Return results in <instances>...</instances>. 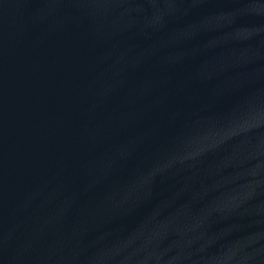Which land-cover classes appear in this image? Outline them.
I'll return each mask as SVG.
<instances>
[{
    "label": "water",
    "instance_id": "1",
    "mask_svg": "<svg viewBox=\"0 0 264 264\" xmlns=\"http://www.w3.org/2000/svg\"><path fill=\"white\" fill-rule=\"evenodd\" d=\"M0 264H264V0H0Z\"/></svg>",
    "mask_w": 264,
    "mask_h": 264
}]
</instances>
